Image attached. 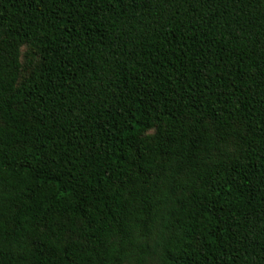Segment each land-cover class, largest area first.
Segmentation results:
<instances>
[{
	"label": "trees",
	"instance_id": "obj_1",
	"mask_svg": "<svg viewBox=\"0 0 264 264\" xmlns=\"http://www.w3.org/2000/svg\"><path fill=\"white\" fill-rule=\"evenodd\" d=\"M0 264H264V0H0Z\"/></svg>",
	"mask_w": 264,
	"mask_h": 264
}]
</instances>
